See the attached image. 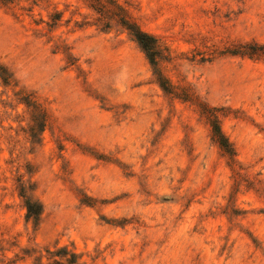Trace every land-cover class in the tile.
I'll use <instances>...</instances> for the list:
<instances>
[{
	"label": "rangeland",
	"instance_id": "obj_1",
	"mask_svg": "<svg viewBox=\"0 0 264 264\" xmlns=\"http://www.w3.org/2000/svg\"><path fill=\"white\" fill-rule=\"evenodd\" d=\"M0 264H264V0H0Z\"/></svg>",
	"mask_w": 264,
	"mask_h": 264
},
{
	"label": "trees",
	"instance_id": "obj_2",
	"mask_svg": "<svg viewBox=\"0 0 264 264\" xmlns=\"http://www.w3.org/2000/svg\"><path fill=\"white\" fill-rule=\"evenodd\" d=\"M131 30L133 32L135 39L140 44V46L147 52V54L151 58H153V56L155 54V51L153 50L154 49L153 39L149 35H147L146 33L140 31L139 29L131 28ZM215 134L218 137V139L220 140V143L223 146H226L225 140L221 137L219 131H216ZM27 211H28L29 215L37 216L39 214V208L35 204H28Z\"/></svg>",
	"mask_w": 264,
	"mask_h": 264
}]
</instances>
